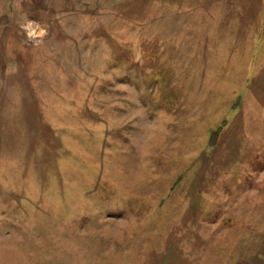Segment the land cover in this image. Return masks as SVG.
<instances>
[{
    "label": "rangeland",
    "instance_id": "1",
    "mask_svg": "<svg viewBox=\"0 0 264 264\" xmlns=\"http://www.w3.org/2000/svg\"><path fill=\"white\" fill-rule=\"evenodd\" d=\"M73 219L264 264V0H0V264Z\"/></svg>",
    "mask_w": 264,
    "mask_h": 264
},
{
    "label": "crops",
    "instance_id": "2",
    "mask_svg": "<svg viewBox=\"0 0 264 264\" xmlns=\"http://www.w3.org/2000/svg\"><path fill=\"white\" fill-rule=\"evenodd\" d=\"M73 220H76L81 226L76 232L37 235L36 239L28 245V253L20 251L19 247L23 241L18 238V235H14L13 238L15 239L13 241L18 242V244H14L13 248L18 250L20 255L36 254L42 256V264H138V261L143 258L142 256L147 255L141 253L139 248L143 247L139 243L144 239L149 241L148 234H144L143 237H136L138 243L135 242V244L138 245L134 256L133 249H127L122 244L118 247L110 244V241H118L117 238H121L122 235L107 236L105 234L80 233V230L86 225L82 223L81 219ZM92 220L94 219L90 221ZM141 223L143 230L150 226L149 223L143 225V219H141ZM72 228L75 230L74 226ZM110 248H113V250L109 251ZM17 263L18 261L13 259L12 264Z\"/></svg>",
    "mask_w": 264,
    "mask_h": 264
}]
</instances>
